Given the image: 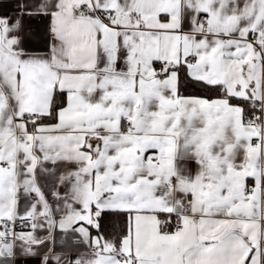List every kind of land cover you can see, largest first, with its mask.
Wrapping results in <instances>:
<instances>
[{"label": "snow or ice", "instance_id": "6c2138e0", "mask_svg": "<svg viewBox=\"0 0 264 264\" xmlns=\"http://www.w3.org/2000/svg\"><path fill=\"white\" fill-rule=\"evenodd\" d=\"M4 7L0 264H264V0Z\"/></svg>", "mask_w": 264, "mask_h": 264}, {"label": "trees", "instance_id": "16d2710c", "mask_svg": "<svg viewBox=\"0 0 264 264\" xmlns=\"http://www.w3.org/2000/svg\"><path fill=\"white\" fill-rule=\"evenodd\" d=\"M180 76H181L180 92L183 95H192V96H200V97H207L212 95V93H210L206 89H203L198 85H194L190 81V79L185 76L184 73H181ZM120 222H121L120 218H116V217L106 218V223H108L109 225L112 223H116L117 225H119ZM106 231L110 233L112 229L109 227L106 229Z\"/></svg>", "mask_w": 264, "mask_h": 264}, {"label": "crops", "instance_id": "0c3cea01", "mask_svg": "<svg viewBox=\"0 0 264 264\" xmlns=\"http://www.w3.org/2000/svg\"><path fill=\"white\" fill-rule=\"evenodd\" d=\"M3 4L5 6L3 8V10L7 11V10H9V8L14 7L15 0H3ZM28 23H30L33 26L34 29H36V30H38L40 32H43L44 24L41 21L34 19V20H31V21H28ZM185 96H192V95H185ZM194 97H200V96H194ZM190 167H191V170H192L193 174H195V172L197 170L196 164L193 162V163H191ZM61 191H63V189H61ZM48 198L51 200L50 193L48 194ZM17 230H19V229H17ZM27 264H38V258H30L28 260Z\"/></svg>", "mask_w": 264, "mask_h": 264}, {"label": "built area", "instance_id": "2783aa9c", "mask_svg": "<svg viewBox=\"0 0 264 264\" xmlns=\"http://www.w3.org/2000/svg\"><path fill=\"white\" fill-rule=\"evenodd\" d=\"M17 229H19V225H18Z\"/></svg>", "mask_w": 264, "mask_h": 264}]
</instances>
